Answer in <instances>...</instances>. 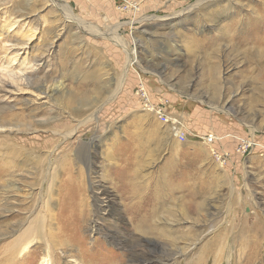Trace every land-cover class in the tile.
<instances>
[{
	"label": "rangeland",
	"instance_id": "obj_1",
	"mask_svg": "<svg viewBox=\"0 0 264 264\" xmlns=\"http://www.w3.org/2000/svg\"><path fill=\"white\" fill-rule=\"evenodd\" d=\"M8 71L0 264H264V0H0Z\"/></svg>",
	"mask_w": 264,
	"mask_h": 264
},
{
	"label": "bare ground",
	"instance_id": "obj_2",
	"mask_svg": "<svg viewBox=\"0 0 264 264\" xmlns=\"http://www.w3.org/2000/svg\"><path fill=\"white\" fill-rule=\"evenodd\" d=\"M115 37V36H114ZM118 38V37H117ZM117 40V39H116ZM121 42V41H120ZM119 42V43H120ZM128 51V57H129V60H128V63L129 64H132V63H135L136 61H138L137 60V55H136V52H135V50L134 49H132L131 51H129V50H127ZM23 72V71H22ZM8 73V76H7V79H3V80H0V83H1V85L3 84V91H5V92H7V93H10V89L8 88V87H10V86H12L11 85V81H10V79L9 78H12V76L13 77H15V75H14V73H13V71H8L7 72ZM17 74V73H16ZM23 74V73H22ZM21 74V75H22ZM17 78V77H16ZM27 79L29 80V77L28 76H24V75H22L21 77H20V79H18V80H22V81H27ZM47 89L45 88L44 89V93H46L45 94V97H47V96H51L52 95V90L51 89H49V90H47ZM55 94V93H54ZM63 97H64V95H63ZM66 98H67V96H66ZM94 143V142H93ZM96 143V142H95ZM79 184H80V182H78ZM95 185H97V187L96 188H94L93 189V192H92V195H91V198H92V200H93V202H94V204L96 205V207L97 208H99V210H103V211H105V212H108L109 211V209H118V206H114V204L113 203H111V202H108V201H106L105 200V198H106V196H105V188L102 186V184H95ZM79 186V185H78ZM76 193H77V191H75V192H73L72 193V198H70V201H71V204H70V211H73L75 208H78V206H79V203H78V199H77V197H76ZM153 209V208H152ZM67 210V209H66ZM149 210V212L150 213H152V210H150V209H148ZM144 212V211H143ZM142 212V214H141V210L140 209H137L136 211H135V215H134V221H133V227L134 228H141V229H143V230H145V231H148V229H149V215L147 214V210L143 213ZM141 214V217L140 218H138V216ZM95 226V224H92V229H93V227ZM191 226V225H190ZM191 228V227H190ZM147 229V230H146ZM61 229H59V231H60ZM65 234V233H64ZM194 234V233H193ZM61 235H62V233H61ZM198 235V234H197ZM226 235V234H225ZM226 236H228V235H226ZM67 237V236H66ZM122 237H124V236H122ZM141 238V237H140ZM196 238V237H195ZM223 238H224V234L222 235V234H219V235H216L215 237H214V241H213V244L212 243H208V244H206L205 245V249L203 248V251L204 250H206V252L204 253V252H202V253H199V255H198V257H197V260H196V264H206V260L204 259V255H205V257L207 258V253H209L208 251L210 250V251H212L213 253H211L213 256L214 255H216V253L217 252H219V250H220V247H226L225 245L224 246H222L221 244H222V241H223ZM228 238V237H227ZM65 239V238H64ZM149 241H151V240H149ZM148 242V241H147ZM215 243V244H214ZM234 243V242H233ZM231 244H232V240L230 241V246H231ZM244 244V243H243ZM213 246V247H212ZM259 246H260V244H259ZM131 248H130V252H131V255H132V258L134 259V261H136V263H131V264H150V261H153L151 258L150 259H145L146 257L144 256V253H152V251H148V249L149 250H152L153 248L151 247V244H149V243H145L144 244V246H143V244L140 242V240H134L133 242H131V246H130ZM144 247H146V250H143V248ZM250 247V246H249ZM244 248V247H243ZM243 248H242V250H243ZM140 249V250H139ZM214 251H213V250ZM251 249V248H250ZM253 249V248H252ZM141 250H143V252H140ZM254 250V249H253ZM14 251V250H13ZM252 251V250H251ZM249 252V251H248ZM255 252V251H254ZM11 253V252H10ZM221 255H222V253H221ZM249 255V254H248ZM254 255V254H253ZM238 257V256H237ZM222 258V257H221ZM238 258H240V256L238 257ZM137 259L138 260H140V261H137ZM174 260V258L172 257V258H169L167 261H169V260ZM69 261H73V259H70ZM158 264H160V262H161V259H158ZM241 261V260H240ZM250 261V260H249ZM249 264H252L251 262H248Z\"/></svg>",
	"mask_w": 264,
	"mask_h": 264
},
{
	"label": "crops",
	"instance_id": "obj_3",
	"mask_svg": "<svg viewBox=\"0 0 264 264\" xmlns=\"http://www.w3.org/2000/svg\"><path fill=\"white\" fill-rule=\"evenodd\" d=\"M100 12H104V14L106 15V20H104L101 16H100ZM109 14H113V12H111L110 10L107 12L106 10H104V9H101V10H98V12H97V15L101 18V21H104V22H106L107 20H108V16H109ZM101 24V23H100ZM139 71H142V70H140L139 69ZM143 72V71H142ZM150 77L152 78V77H155L156 79H158V77H157V75H155V74H151L150 75ZM159 85H162V87L171 95V97L172 98H174L173 96H172V94H175L176 92H175V90L174 89H171L170 88V86L169 85H167V84H164V83H161V82H159ZM190 101V100H189ZM197 104V103H196Z\"/></svg>",
	"mask_w": 264,
	"mask_h": 264
},
{
	"label": "built area",
	"instance_id": "obj_4",
	"mask_svg": "<svg viewBox=\"0 0 264 264\" xmlns=\"http://www.w3.org/2000/svg\"><path fill=\"white\" fill-rule=\"evenodd\" d=\"M124 5H125V4H124ZM124 5H123V6H124ZM133 68H134V67H133ZM136 71H138V70H136ZM136 89H137V91H138L139 93L143 94L144 97L146 98V93H147V91H146L145 86H144V84H143L142 82L137 83V88H136ZM156 114H157L158 116H162L164 121H168V120H169V118H168L166 115H164V112L162 111L161 108H158V109L156 110ZM209 138H211V136H209Z\"/></svg>",
	"mask_w": 264,
	"mask_h": 264
},
{
	"label": "water",
	"instance_id": "obj_5",
	"mask_svg": "<svg viewBox=\"0 0 264 264\" xmlns=\"http://www.w3.org/2000/svg\"><path fill=\"white\" fill-rule=\"evenodd\" d=\"M100 16H101L104 20H106V15L104 14V12H100Z\"/></svg>",
	"mask_w": 264,
	"mask_h": 264
}]
</instances>
